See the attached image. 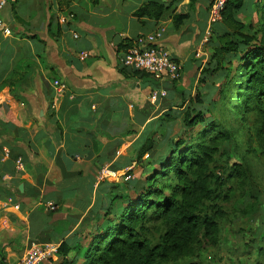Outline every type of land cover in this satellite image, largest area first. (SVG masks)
<instances>
[{
	"label": "crops",
	"instance_id": "1",
	"mask_svg": "<svg viewBox=\"0 0 264 264\" xmlns=\"http://www.w3.org/2000/svg\"><path fill=\"white\" fill-rule=\"evenodd\" d=\"M152 1L165 7L160 19L138 17ZM209 2L7 0L0 12L11 30L0 31V264L19 262L30 241L86 243V217L103 189L99 169L134 171V135L124 132L134 130L137 113L143 127L156 118L145 107L151 89L176 97L197 84L211 51L201 44ZM160 28L154 46L180 63L176 82L140 79L120 62L125 47H144ZM55 80L65 86L61 95ZM47 202L58 209L45 211Z\"/></svg>",
	"mask_w": 264,
	"mask_h": 264
},
{
	"label": "trees",
	"instance_id": "2",
	"mask_svg": "<svg viewBox=\"0 0 264 264\" xmlns=\"http://www.w3.org/2000/svg\"><path fill=\"white\" fill-rule=\"evenodd\" d=\"M251 3L259 29L247 34L244 31L252 30V24L245 25L239 15L247 17ZM164 11L162 4L152 1L136 14L157 20ZM184 17L178 15L176 19ZM207 45L211 56L200 70L199 85L216 87L220 81L221 99L227 95L228 104L236 101V110L244 114L257 112L264 121V0H227L222 20L212 27ZM129 48L125 47L124 52ZM223 59L226 61L222 63ZM194 103L202 101L197 97ZM183 122L189 128L200 125L202 130L190 143L182 139L170 142L163 154L154 149L151 141L143 145L136 164L143 163L147 155L151 160L145 166L152 168L148 173L144 169L143 180L134 182L138 188L133 194L131 191L115 195L117 210L121 212H105L96 232L88 238V246H76L80 262L68 258L72 248L62 242L56 264H164L192 255L194 246L203 238L216 237L222 214L217 203L227 199V194L222 196L220 191L232 179L243 178V167L226 164L221 168L222 176L213 171L220 145L225 141L230 146V132L222 123L210 120L196 106L189 107ZM155 229L159 232L153 240L150 235ZM260 253L264 256V248Z\"/></svg>",
	"mask_w": 264,
	"mask_h": 264
},
{
	"label": "rangeland",
	"instance_id": "3",
	"mask_svg": "<svg viewBox=\"0 0 264 264\" xmlns=\"http://www.w3.org/2000/svg\"><path fill=\"white\" fill-rule=\"evenodd\" d=\"M247 10V17L241 14L239 18L245 25L252 24V30L247 28L244 32L253 34L254 30L259 29L254 4L248 5ZM259 36L260 33L257 34L258 38ZM210 56L211 51L203 66H206L209 62ZM203 58L205 59L206 56L203 55ZM224 61L226 60L223 59L222 63ZM131 71L133 72V70ZM133 73L140 79L148 78L146 74ZM199 84L197 79V84L193 86L194 88L189 87L190 92L187 90L186 94L177 95L176 97L172 94L169 97L167 92L164 99L153 104L148 102L145 107H149L150 110L152 108L155 111L156 118L149 120L147 125L143 127L142 125L146 119L144 120L143 115L137 113L134 119V130H125L124 132L125 137L134 135V162L137 159L139 150L149 141L152 142L155 150H159L158 153L163 154L168 150L170 142L182 139L186 143H190L189 141L193 140L198 132L202 130L200 125L189 128L183 122L189 107L195 108L196 106V109L204 112L207 118L214 120L216 123H222L223 127L230 132L228 139L230 146L224 141L220 145V151L215 156L216 167L213 168L214 173L222 174L221 168L226 164L229 166L241 164L243 167V178L232 179L220 191L222 196L227 194V199L219 200L217 203L222 214L217 221L218 234L216 237L211 240L203 238L194 246L192 255L178 257L164 264H257V262L264 264V256L260 253V249L264 248V121L257 112L244 114L242 110L241 112L236 110L233 107L236 101L233 99L231 104H228L227 95H224L221 99L218 94L220 81L216 87ZM154 90H156L155 87L150 92ZM197 97L202 101V104L194 103ZM165 104L168 107L167 111L161 113L158 117V113ZM145 107L141 108L143 113L146 111ZM150 110L148 114H150ZM131 131H133V134ZM149 160H151V156L148 158L145 155L143 163L134 164L133 179L130 182H125L122 179L102 181L103 189L98 193L93 209L86 217V220L90 221V225L86 229L89 238L96 232L95 227L99 221L105 218V212L115 211L116 214L121 212V209L117 210L118 200L114 201V199H117L115 195L131 191L132 194L134 193V189L138 188L137 186L134 187V182L143 180L144 169L145 173H148L152 168V166L149 168L145 166V163ZM117 169L120 171L119 168ZM121 172L123 171H120V174ZM130 185L132 188H130ZM98 215L100 217L96 219ZM158 232V229L153 230L150 237L153 240L156 239ZM88 243L89 241H86L82 247H87ZM76 250V246L71 249V253L68 255L70 260H78L75 254ZM48 264H54V262L50 260Z\"/></svg>",
	"mask_w": 264,
	"mask_h": 264
},
{
	"label": "built area",
	"instance_id": "4",
	"mask_svg": "<svg viewBox=\"0 0 264 264\" xmlns=\"http://www.w3.org/2000/svg\"><path fill=\"white\" fill-rule=\"evenodd\" d=\"M227 0H210L207 8V25L202 38L201 44H207L210 37L212 27L222 20V12ZM7 5V0H0V12ZM66 19L62 18L61 22L65 23ZM0 31L4 36H10L11 30L4 24L0 18ZM164 29L160 28L156 32L146 37L147 45L144 47L132 46L127 49L122 58L121 65L133 71L142 72L150 76L158 82H176L180 79L182 67L180 63L170 57L167 52H164L154 46V43L160 40L163 36ZM76 37V35L74 36ZM86 52H81L79 58L84 60L87 58ZM54 89L57 94L61 95L65 91V86L58 80L53 82ZM167 96V91L164 88H159L149 94V101L152 103L164 99ZM15 170L21 172L23 161L21 158H16ZM133 166H129L123 172L114 171L109 166H103L97 174V181H128L133 179ZM58 206L53 202H47L44 205V210L47 212H55ZM59 244L53 242H38L30 241L25 254L16 264H44L50 260L57 258Z\"/></svg>",
	"mask_w": 264,
	"mask_h": 264
},
{
	"label": "water",
	"instance_id": "5",
	"mask_svg": "<svg viewBox=\"0 0 264 264\" xmlns=\"http://www.w3.org/2000/svg\"><path fill=\"white\" fill-rule=\"evenodd\" d=\"M20 190L22 189V186H20V188H19Z\"/></svg>",
	"mask_w": 264,
	"mask_h": 264
}]
</instances>
